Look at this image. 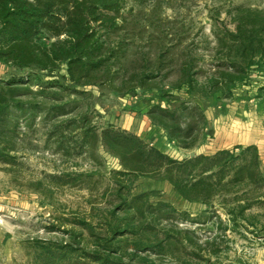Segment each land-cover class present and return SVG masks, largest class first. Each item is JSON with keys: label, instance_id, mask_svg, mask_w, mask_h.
I'll return each instance as SVG.
<instances>
[{"label": "rangeland", "instance_id": "374dc122", "mask_svg": "<svg viewBox=\"0 0 264 264\" xmlns=\"http://www.w3.org/2000/svg\"><path fill=\"white\" fill-rule=\"evenodd\" d=\"M236 6L263 8L264 0H125L117 28L108 29L100 38L105 56L108 51L113 56L85 82L68 79L65 63L49 72L19 68L0 60V81L23 78L21 86L27 85L34 93L23 95L22 100L36 104L35 108L28 106L6 113L8 119H13L17 148L11 152L13 164L0 163V264H46L34 259L35 239H75L76 245L97 246L106 235L109 211L118 203L117 182L125 186L123 194L143 195L142 209L161 203L170 206L163 207L153 223L157 238H162L166 230L173 234L188 230L196 242L178 247L175 256L179 257L152 249L138 250V256L144 259L134 257L136 263L264 264V187L244 186L238 190L239 202L249 201L251 205L233 221L217 202L209 207L187 200L167 180L119 174L117 171L123 169L120 159L100 139L81 151L75 145L78 127L83 125L81 119L86 116L87 125L98 134L112 125L139 136L173 158L183 159L205 140L206 116L214 107L224 114L225 104L243 99L263 105L259 110L264 113V75L258 74L257 68V80L249 76L229 97L220 91H208L207 80L218 62L216 36L223 27L234 28L231 16ZM189 60L195 72L190 86L181 71ZM144 73L156 75L146 78L143 87L139 78ZM42 88L47 90L39 92ZM181 102L200 105L206 119L202 135L197 117L188 120L195 126L188 140L196 138L198 142L191 149L168 140L166 131L148 114L155 105L172 111ZM65 119L74 122L66 137L71 138L65 144L68 151L58 144V130L48 134L49 126ZM73 172L89 176L78 182L66 177L62 184L45 178L48 174ZM261 172L264 175L262 169ZM132 238L125 233L115 239L118 254L127 260L134 246L147 245L137 244ZM154 240L157 239L152 244ZM74 264L88 263L77 256Z\"/></svg>", "mask_w": 264, "mask_h": 264}, {"label": "trees", "instance_id": "16d2710c", "mask_svg": "<svg viewBox=\"0 0 264 264\" xmlns=\"http://www.w3.org/2000/svg\"><path fill=\"white\" fill-rule=\"evenodd\" d=\"M124 3L125 0H0V60L19 68L35 67L49 72L60 63H65L68 79L75 82L89 81L88 78L103 69L105 62L113 56V52L109 51L105 56L104 41L100 38L108 29L117 28V18ZM231 21L233 29L223 27L218 31L215 51L218 62L207 80L208 91H220L224 97L231 96L238 84L245 82L252 72H257L254 69L257 68L260 71L257 73L264 75V7L236 6ZM190 61L181 70L183 80L189 86L195 73L191 71L193 68ZM155 75L144 73L139 78V85L144 87L145 79ZM21 80L23 78L0 81L2 164L14 163L15 158L11 152L17 148V132L11 126L13 119H8L6 113L28 106L36 107L33 102L22 100L23 95L34 92L27 85L21 86ZM46 90L42 88L39 92L44 93ZM148 114L166 131L168 140L183 149L194 148L198 143L196 138L188 140L195 127L188 120L197 117L201 135L206 122L202 107L196 103L181 102L172 111L155 105ZM85 117L81 119L83 125L78 127L79 139L75 142L79 151L86 146L92 147L100 139L109 152L120 159L123 169L117 171L119 174L155 176L167 180L187 200L198 201L209 207L217 202L233 221L237 215L242 217L251 205L249 201L243 204L239 202L238 190L244 186L264 187L256 145H237L219 149L213 154H195L176 159L150 146L139 136L112 125L102 128L98 134L94 127L87 125ZM72 123L65 119L49 126L48 134L58 130V144L63 145L67 151L69 148L65 144L71 138L66 137ZM88 176L85 172H73L48 174L45 178L62 184L68 179L78 182ZM123 187L117 182L115 192L118 203L109 211L106 235L100 238L97 246L88 248L76 245L75 239L68 242L35 239L34 259L46 264H59L63 261L74 264L76 257L82 256L88 264H138L134 257L144 259L138 256V250L149 249L179 257L175 256V250L193 242L188 230H177L176 234L166 230L162 238H157L158 231L154 225L162 208L170 206L161 203L155 208L150 205L142 209L143 195L123 194ZM123 211L126 212L125 216L120 215ZM147 216L151 219L148 220ZM217 218L221 221L219 215ZM81 223L88 226L87 222ZM125 233H130L137 244H147L134 246L130 260L118 254L115 241L117 236ZM153 239H157L154 244Z\"/></svg>", "mask_w": 264, "mask_h": 264}, {"label": "crops", "instance_id": "0c3cea01", "mask_svg": "<svg viewBox=\"0 0 264 264\" xmlns=\"http://www.w3.org/2000/svg\"><path fill=\"white\" fill-rule=\"evenodd\" d=\"M250 76L253 79L257 75L253 72ZM250 103L243 99L232 100L230 104L224 105V114L214 107L210 115L206 116V138L195 147V153L213 154L219 149L237 145H256L264 172V113L259 110L263 105Z\"/></svg>", "mask_w": 264, "mask_h": 264}, {"label": "water", "instance_id": "95a60500", "mask_svg": "<svg viewBox=\"0 0 264 264\" xmlns=\"http://www.w3.org/2000/svg\"><path fill=\"white\" fill-rule=\"evenodd\" d=\"M195 155V152H190V155H189V157H192V156H194Z\"/></svg>", "mask_w": 264, "mask_h": 264}]
</instances>
